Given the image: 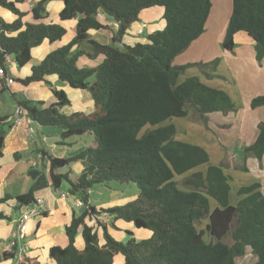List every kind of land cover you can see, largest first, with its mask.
Instances as JSON below:
<instances>
[{"label": "trees", "instance_id": "obj_1", "mask_svg": "<svg viewBox=\"0 0 264 264\" xmlns=\"http://www.w3.org/2000/svg\"><path fill=\"white\" fill-rule=\"evenodd\" d=\"M30 1L33 5L28 10L21 8ZM50 1L0 0V7L15 15L10 22L0 15V66L5 79L9 73L8 56H14L18 67H24L31 61L34 47L44 41L53 43L66 35L64 25L47 22ZM155 6L164 9V28L147 34L146 42L125 43L127 30L139 20L141 11ZM211 8V0H64L59 17L63 21L77 19L74 37L32 66L30 75L16 80L29 85L56 75L74 89L88 90L94 111L63 112L61 108L71 103L63 89L52 88L56 102L44 108L30 105L29 100L11 93L16 105L33 122L61 128L62 140L58 144L67 145L66 139L74 135L89 133L93 137L90 145L72 156L54 157L42 150L49 165L42 170L30 167L28 175L32 184L17 197L20 205L31 204L36 201V191L48 186L59 190L67 181L69 193L86 206L66 226L68 244L49 249L52 264H115L117 255L122 256V264H237L236 259L243 257L248 247L257 257L255 264H264L261 184L241 186L237 191L240 198L233 204L230 176L224 167L211 163L204 147L177 139L176 125L169 122L174 117H186L188 107H193L205 122L212 112L237 110L225 91L205 84L198 77L179 80L187 67L215 68L218 59L209 63L173 64L204 33ZM101 13L119 25L111 43L90 37L91 30L109 29ZM238 32L247 33L256 42V58L261 62L264 0H232V12L221 42L225 50L234 49ZM81 57L94 64L79 68ZM7 90L3 85L0 94ZM262 105L264 94L251 101L252 108ZM7 120V116L0 117V158ZM146 125L158 127L144 131ZM11 126L9 123L8 128ZM244 150L264 166V121L255 141ZM78 162L82 170L75 173L72 166ZM65 168L67 171L62 172ZM242 170L247 167L242 166ZM176 177L183 178L184 187ZM113 180L136 183L139 195L121 206L97 210L90 204L89 190L95 184ZM213 200L216 203L211 206ZM101 212L112 216L114 221L133 223L152 234L126 243L118 241L104 224L85 222L87 216ZM7 218L0 213V219ZM204 219L208 222L199 229L198 224ZM98 225L103 228L102 245ZM80 229L83 249L76 246ZM205 235L210 239H205ZM228 237L232 243L225 241ZM16 264L43 263L25 255Z\"/></svg>", "mask_w": 264, "mask_h": 264}, {"label": "crops", "instance_id": "obj_2", "mask_svg": "<svg viewBox=\"0 0 264 264\" xmlns=\"http://www.w3.org/2000/svg\"><path fill=\"white\" fill-rule=\"evenodd\" d=\"M229 2L231 8L228 9L227 16L221 20L224 21L219 22L218 26L213 31V26H209L210 15L212 16V12H210L206 22L207 25H205L204 33L197 40L193 41L184 52L178 55L173 60V64L187 65L190 63H209L218 59L216 67L213 69V73L210 74L207 72L209 69H206L205 73L201 68L198 70L196 68L197 65H191L185 69L179 80L183 81L185 78L196 76L205 84L225 91L238 106L242 104L244 108H251L252 112L264 115V105L256 108H252L250 106L252 99L264 94V58L261 62L257 61L255 41L247 33L238 32L235 35V47L232 51L225 50L221 45L222 37L232 12V0H229ZM29 3L33 5L32 1ZM24 6L27 7L25 8ZM63 6L64 0H51L47 4V22L61 23L67 29V33L61 40H57L53 43L44 41L41 45L34 47L31 50V54L33 55L32 59L35 57L37 63H39L53 49L69 42L76 33L77 19L63 21L59 17V12ZM1 8L2 7H0V15L2 17H6L4 11L1 10ZM21 8L28 10V3L21 5ZM216 13L217 12H215L213 17L216 15ZM163 14L164 9L159 6L142 10L139 20L132 23L126 32L123 41L127 44L146 42L147 40L142 41L140 39L142 38L141 35L146 33L149 34L164 28L165 20L163 18ZM8 17L9 18L7 20L5 18L4 19L6 21L9 20L8 22H10L14 20L15 15L12 14L10 17L8 14ZM100 17L102 21L108 25L109 29L102 30L105 33H100V37L102 36L104 39H106L105 42L97 39L96 41L101 43H111L113 33L118 29V22L107 18L103 13L100 14ZM26 19H30V15L27 16ZM208 28L210 29L211 33L207 32ZM141 30H143V32H140ZM69 31L71 33H69ZM91 31L89 32L90 37L91 34H93ZM95 34L97 35L99 33ZM7 60L9 64H12V69L6 75L7 77L13 78L15 83L8 85L4 76H1L0 74V89H2L3 85L8 88L7 91L0 94V103L7 102L8 105L7 110H4L3 112L0 111V117L7 116V123H12V126L7 130L3 156L0 158V199L7 197L5 201L0 202V213H3L8 217L7 219H0V264H16L18 260L15 255L7 249L6 244L13 238L17 229L18 220L22 212L26 211V207L24 208L25 205H20L17 201V197L29 190L32 184V179L28 175V171L30 167L33 166V162L36 161H31L28 158L25 159L26 156L23 152L29 150L30 142L35 140L36 137L29 135L27 132V126L31 124V121L29 117L26 116V113L25 119H23L21 124L15 123V110L17 105L15 100L12 98L11 93H15L20 98L29 100L30 105L44 108L49 104L56 102V97L52 92V88L60 87L64 90L63 85H65L66 82H61L56 75H50L46 77V81H49V83L46 81H40L33 84L24 85L23 83L18 82L16 79L24 78L30 75L31 68L34 66V64H30V61L24 67H18L14 56H8ZM84 60L85 61L83 62L85 65L91 66L94 64L89 63V60L85 57ZM11 72L17 74L12 76ZM87 91L88 90L80 94V98L76 100L77 103L74 105L73 109H71L72 101L70 100V110L67 114L74 112L75 108L77 107L83 108L84 103L87 104V101H84V103L81 102V97L84 99L89 98L90 103L92 101V109L88 112L85 111V113L89 114L94 111L95 107L92 97L89 91ZM45 97L49 98V104L45 103ZM40 101H42V104L39 103ZM190 113L191 112L189 111L186 117H189ZM213 113L221 112H212L209 114V116L211 117V115H214ZM169 122H172V120ZM189 123L180 122L182 126L181 128L176 124L177 139L184 141L186 140L185 137L189 138V134L192 132V129H194L187 128ZM183 128H187V131L189 129L190 132L188 134H184V131L180 132V130ZM257 134L258 133L256 132L253 140H251L252 142L249 141V143L252 144L255 141ZM215 136L216 138H213L214 140L211 139L209 135L204 136L202 139H197V141H199L197 145H200L209 151L208 149L212 146H209L205 143L206 141L213 140V143L217 144L220 149H227V147L224 145L226 142V139H224L225 137H221L217 134ZM217 139H220V142ZM87 146L88 145L85 144V147ZM43 150L46 151L45 149ZM46 152L48 153V151ZM15 153L18 154V158H15ZM40 154L42 156L44 152L41 151ZM42 161L45 167L49 165L47 156H42ZM75 166L77 170L73 168L74 172L79 173L82 170V164L78 162ZM59 192V190H55L51 186H48L34 193L35 198H42L43 203L40 205L41 213L36 216H32L29 219V228L27 233L28 250L25 255L36 257L41 263L44 264H52V260L49 257V249L52 246H66L68 244L66 226L70 224L73 215L79 216L86 209L85 205L77 204V200L79 199H77L75 195L70 194L68 190L64 191L68 195L67 198H62ZM105 218L109 221V223H105L106 221H103ZM97 219H101L102 221ZM85 222L89 225L94 224V222L104 224L107 227L109 234L111 233L110 235L120 238L122 242H128L130 239L148 238L152 234L150 230L136 228L133 223L125 222L123 220L114 221L113 217L108 216L105 212L91 214L90 216L86 217ZM102 230V225H98L99 243L101 245L105 243ZM81 231L82 229L79 230L76 236V246L78 249L84 248V241ZM122 263V256L117 255L115 257V264Z\"/></svg>", "mask_w": 264, "mask_h": 264}, {"label": "rangeland", "instance_id": "obj_3", "mask_svg": "<svg viewBox=\"0 0 264 264\" xmlns=\"http://www.w3.org/2000/svg\"><path fill=\"white\" fill-rule=\"evenodd\" d=\"M211 2H212V10H211L212 16L210 15L209 26H213V31H214L216 27L218 26L219 22L224 21V20L223 21L221 20L227 16L228 14L227 11L229 8H231V5H230L229 0H211ZM31 6L32 5L28 3V9ZM24 7L26 8L27 6H24ZM1 10L4 11L6 17L4 16L3 17L6 20L9 18L8 14L11 17L12 15L11 12L4 10L2 8ZM215 12L217 13L213 17ZM207 32L208 33L210 32L209 28ZM69 33L71 32L69 31ZM91 33H93L91 34V37L93 39L101 40L103 42L106 41L104 37L102 36L100 37V33H105L104 31L93 30L91 31ZM95 33H99V34L96 35ZM141 36L142 38L140 39L142 41L147 40V33ZM119 46L121 45L119 44ZM83 61L85 60L84 58L81 57L77 63V66L79 68L85 67V64ZM30 64H34V65L37 64L35 57L32 59ZM7 67H8V70L11 71L12 64L7 65ZM212 67H207V68L205 67L203 71L205 72L206 69H209L207 72L211 74L213 73V69H214V67L213 68ZM196 68L200 70L199 69L200 67L198 65ZM11 74L12 76H15L17 73L11 72ZM63 88L66 91L69 99L72 101L71 109H73L74 105L77 103L76 100L80 98V94L82 92H85L86 90L74 89L68 86L66 83L65 85H63ZM58 89H61V88L59 87ZM48 97L44 98L46 100L45 103L47 104H49ZM81 99L80 100L82 103H84V101H87V104L84 103L83 108H78V107L75 108V111H82V112L87 111L88 112L89 110H91L92 101L90 103L89 98L84 99L83 97H81ZM250 106H251V103H250ZM7 108H8L7 102L0 103L1 112H3L4 110H7ZM188 108L190 109L189 111L191 112L189 117H184V118L174 117L171 123H174L175 125L177 124L181 128L182 126L180 122H183V123L190 122L187 125V128H194V129H192V132L189 134V138L185 137L186 140H184L190 143L198 144L199 141H197V139H202L206 135L207 136L209 135L211 139L216 138L215 136L216 134L221 137H225L224 139H226V142L224 143V145L227 147V149L225 150L220 149L217 146V144H214L213 143L214 139L210 141H206L205 144L212 146L208 149L209 150L208 152L210 153L211 163L215 165H222L225 168L224 169L225 172L230 176V183H231L230 200L231 202L235 204V202L238 201L240 197L238 196L237 191L243 185H247L253 182H259L262 186L261 190L264 192V166H262V164L259 162V160H257L255 156L248 154L244 150L245 146H248L251 144L249 143V141L252 142L251 140H253L256 132L257 133L259 132V126L264 121V115L257 114L256 112H252L251 108L246 109L241 104L239 106L237 105L236 111H231L226 114L222 112L213 113L214 115H211V117L208 114L207 121L205 122L201 119H198L200 118V116L194 110L193 107H188ZM81 109H83L84 111ZM69 110H70L69 105L64 106L62 108V111L66 113H68ZM30 121H31V125L34 127L33 136H35L36 138L35 140H32L30 142L29 150H26L23 153L26 156L25 159L28 158L31 161H36L38 165L34 167L40 170L45 168L44 163L42 161V156L40 154V152L43 149L48 151V153L54 157L72 156L80 152L81 150H83L82 148L85 147V144L86 145L91 144L93 140L92 135L91 134L89 135V133L82 135V136L74 135L66 139L67 145H61V144H58V142L62 140L61 128L52 127V126H42V125H39L33 122L31 119ZM167 123L168 122H166V124ZM8 124L9 123H7V130H8ZM160 125H164V124H160ZM157 127L158 126L151 127L150 125H146L143 128V130L153 129ZM187 128L181 129L180 132L184 131V134L186 133L188 134L190 131L189 129L187 131ZM218 141L220 142V139ZM76 164L77 163H75L72 166L74 169H76V166H75ZM244 165L247 167V170H242V166ZM61 171L65 172L67 171V168L61 169ZM176 179H178L177 181H179L181 186L184 187L183 180H182L183 178L176 177ZM68 189H69V183L67 181H64L59 191L62 192ZM89 195H90V204L94 205L97 209L100 210V209H105L111 206H121L127 203L128 201L135 199L139 195V188L137 184L133 182H119V181L113 180L109 182L108 184L93 185V187L89 190ZM215 203L216 202L214 200L211 201V206H214ZM97 220L102 221L101 219H97ZM103 221L104 222L106 221L105 223L107 222L109 223V221L106 218L103 219ZM207 222L208 220L204 219L200 224H198V228L199 229L205 228ZM94 224L96 223L94 222ZM113 237L116 240L121 241L120 238H116L115 236ZM205 239L209 240L210 237L208 235H205ZM225 241L228 243H232V240L230 239V237L226 238ZM123 243H126V242H123ZM256 260H257L256 255H254L251 249L248 247L246 254L243 257L237 258L236 262L237 264H255Z\"/></svg>", "mask_w": 264, "mask_h": 264}, {"label": "built area", "instance_id": "obj_4", "mask_svg": "<svg viewBox=\"0 0 264 264\" xmlns=\"http://www.w3.org/2000/svg\"><path fill=\"white\" fill-rule=\"evenodd\" d=\"M140 32H143V30H141ZM0 74L1 76H4V71H3V67L0 66ZM6 83L8 85L14 84L15 81L13 78L11 77H7L6 78ZM25 113L26 111L20 107V106H16V110H15V123L16 124H21L23 119H25ZM27 116V114H26ZM28 129V133L29 135H33L34 133V127L29 124L27 126ZM33 167L37 165L36 162H33ZM62 198H67V193L62 191L59 192ZM43 203L42 198H37L36 201L34 203L31 204H27L25 205L26 207V211L22 212L19 220H18V225H17V229L15 231V234L13 236V238L6 244L7 249L13 253L15 255V257L17 258V263L21 260V258L23 256H25V254L27 253L28 250V244H27V233H28V222L29 219L32 216H36L38 214L41 213L40 211V205ZM77 204L78 205H83L82 201L77 200Z\"/></svg>", "mask_w": 264, "mask_h": 264}, {"label": "water", "instance_id": "obj_5", "mask_svg": "<svg viewBox=\"0 0 264 264\" xmlns=\"http://www.w3.org/2000/svg\"><path fill=\"white\" fill-rule=\"evenodd\" d=\"M256 43V42H255Z\"/></svg>", "mask_w": 264, "mask_h": 264}]
</instances>
